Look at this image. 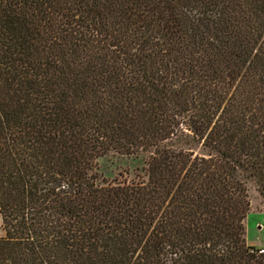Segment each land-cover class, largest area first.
<instances>
[{"label": "trees", "instance_id": "16d2710c", "mask_svg": "<svg viewBox=\"0 0 264 264\" xmlns=\"http://www.w3.org/2000/svg\"><path fill=\"white\" fill-rule=\"evenodd\" d=\"M250 188L264 0H0V264H264Z\"/></svg>", "mask_w": 264, "mask_h": 264}, {"label": "rangeland", "instance_id": "374dc122", "mask_svg": "<svg viewBox=\"0 0 264 264\" xmlns=\"http://www.w3.org/2000/svg\"><path fill=\"white\" fill-rule=\"evenodd\" d=\"M96 163L98 176L105 181H130L143 176L142 162L136 157L108 153ZM248 195L250 208L244 222L245 240L247 245L258 249L264 245V206L252 188Z\"/></svg>", "mask_w": 264, "mask_h": 264}, {"label": "built area", "instance_id": "2783aa9c", "mask_svg": "<svg viewBox=\"0 0 264 264\" xmlns=\"http://www.w3.org/2000/svg\"><path fill=\"white\" fill-rule=\"evenodd\" d=\"M256 253L259 254V255L264 254V246L256 249Z\"/></svg>", "mask_w": 264, "mask_h": 264}, {"label": "crops", "instance_id": "0c3cea01", "mask_svg": "<svg viewBox=\"0 0 264 264\" xmlns=\"http://www.w3.org/2000/svg\"><path fill=\"white\" fill-rule=\"evenodd\" d=\"M264 246V245H263ZM262 247V246H261Z\"/></svg>", "mask_w": 264, "mask_h": 264}]
</instances>
